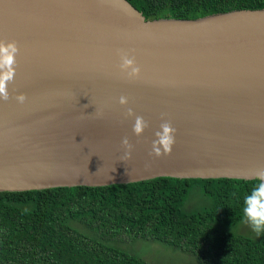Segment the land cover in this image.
<instances>
[{
    "label": "water",
    "instance_id": "95a60500",
    "mask_svg": "<svg viewBox=\"0 0 264 264\" xmlns=\"http://www.w3.org/2000/svg\"><path fill=\"white\" fill-rule=\"evenodd\" d=\"M0 39L20 48L0 100V192L252 180L264 167V8L146 19L128 0H0ZM120 50L139 79L121 74ZM137 115L149 123L139 137ZM162 116L177 131L171 154L156 157Z\"/></svg>",
    "mask_w": 264,
    "mask_h": 264
},
{
    "label": "trees",
    "instance_id": "16d2710c",
    "mask_svg": "<svg viewBox=\"0 0 264 264\" xmlns=\"http://www.w3.org/2000/svg\"><path fill=\"white\" fill-rule=\"evenodd\" d=\"M146 19H196L264 0H128ZM255 180L153 179L0 192V264H154L126 250L159 242L195 264H264V233L239 231ZM195 199L194 204H189Z\"/></svg>",
    "mask_w": 264,
    "mask_h": 264
},
{
    "label": "clouds",
    "instance_id": "9594fccd",
    "mask_svg": "<svg viewBox=\"0 0 264 264\" xmlns=\"http://www.w3.org/2000/svg\"><path fill=\"white\" fill-rule=\"evenodd\" d=\"M20 48L14 39H0V100L7 101L10 97L9 84L14 81L18 66V55ZM120 63L118 65L121 74L129 81L137 80L141 76V68L137 65L134 57L120 50ZM18 103L23 104L26 101V95L20 93L15 96ZM119 104L126 106L128 97L120 96ZM135 115L131 107L126 108L125 118ZM149 127L148 121L142 116H135L133 124V133L141 136L145 129ZM177 129L173 127L170 121L164 120L159 125V130L155 132L149 155L156 157L170 155L175 144V134ZM122 147L126 149L125 158L131 156L133 145L128 137L122 139ZM256 181L249 194L244 196L243 200V219L252 228L257 235L264 233V167L251 170L248 177Z\"/></svg>",
    "mask_w": 264,
    "mask_h": 264
},
{
    "label": "rangeland",
    "instance_id": "374dc122",
    "mask_svg": "<svg viewBox=\"0 0 264 264\" xmlns=\"http://www.w3.org/2000/svg\"><path fill=\"white\" fill-rule=\"evenodd\" d=\"M194 203L195 199L189 201V204ZM239 231L248 233L252 231V228L243 221L239 226ZM127 243V251L154 264H195V259L191 255L163 243L141 239L129 241Z\"/></svg>",
    "mask_w": 264,
    "mask_h": 264
}]
</instances>
